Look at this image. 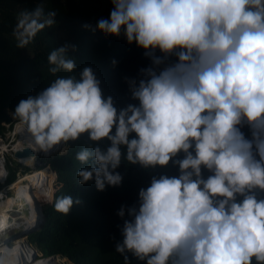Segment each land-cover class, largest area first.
Here are the masks:
<instances>
[{
    "label": "clouds",
    "instance_id": "obj_1",
    "mask_svg": "<svg viewBox=\"0 0 264 264\" xmlns=\"http://www.w3.org/2000/svg\"><path fill=\"white\" fill-rule=\"evenodd\" d=\"M111 3L109 18L94 30L117 37L123 31L129 44L145 50L150 64L139 79L125 78L138 104L118 110L91 67L75 74L68 55L75 45L52 49L47 62L55 79L12 113L32 150L18 159L30 163L84 138L75 153L85 165L76 182L94 181L98 191L121 185L122 160L144 168L171 161L178 177L153 176L137 205H121L116 213L123 240L115 251L125 264H264V198L257 195L264 192V0ZM55 16L43 4L21 8L12 31L16 47L26 48L55 25ZM104 140L107 148L98 143ZM8 176L0 153V184ZM36 188L52 202L46 179ZM25 197L22 188L17 199ZM79 203L63 195L53 208L67 215ZM22 221L13 222L16 230L35 227L38 217L29 209ZM10 227L7 217L0 220V264H32V250L24 238H11Z\"/></svg>",
    "mask_w": 264,
    "mask_h": 264
},
{
    "label": "trees",
    "instance_id": "obj_2",
    "mask_svg": "<svg viewBox=\"0 0 264 264\" xmlns=\"http://www.w3.org/2000/svg\"><path fill=\"white\" fill-rule=\"evenodd\" d=\"M40 4L45 12H56V24L38 33L26 48H17L12 35L17 13L21 8L32 10ZM112 7L111 0H0L1 136L12 128L11 114L18 103L30 95H37L55 79L48 71L47 56L52 49L65 44L75 45V50L68 53L76 63L75 74L78 76L84 67H91L101 81L103 95L112 96L118 110L128 104H138L131 98L125 78H140L139 70L150 64L144 55L145 50L137 47L135 42L129 44L123 31L117 37L94 30L100 19L109 18ZM156 54L160 55L158 51ZM170 60L174 61L175 57ZM242 131L248 134L246 127ZM132 136L134 134L130 138ZM84 143L82 138L73 142L65 152H55L43 159L55 174L52 172V183L48 186L52 195L51 206L44 210L43 228L35 232L38 244L47 254H59L71 264H125L123 256L115 251V244L123 240L120 230L123 220L116 215L117 211L121 205H137L139 190L147 188L153 176L178 177L179 167L170 161L165 167L144 168L122 160L117 169L123 177L121 185L106 186L103 191H98L94 181L83 185L76 182V171L85 165L75 160V153ZM98 143L102 148L110 146L106 140ZM182 158L181 153L174 159ZM7 166V180L10 182L20 165L13 162ZM23 169L26 170L27 166ZM209 174L203 170L205 178ZM63 195H71L80 201L67 215L53 208L55 197ZM257 195L264 198V192L258 191ZM132 264L138 262L133 259Z\"/></svg>",
    "mask_w": 264,
    "mask_h": 264
},
{
    "label": "built area",
    "instance_id": "obj_3",
    "mask_svg": "<svg viewBox=\"0 0 264 264\" xmlns=\"http://www.w3.org/2000/svg\"><path fill=\"white\" fill-rule=\"evenodd\" d=\"M17 127H19V123L18 121H15L13 123L12 128L6 132L5 136L0 135V153L3 154L4 158L7 161V164H12L14 162V164H19L21 166H27L26 170L22 169L21 167H18L14 180L10 182L6 180L3 182V184L0 187V190H4V193H5L3 199H0V220L7 217V222L9 223V225H12V227H10L8 230L10 236H11L12 231H16L13 222L15 221L16 223H22L23 222L22 216L27 217L29 214V209H33L35 211L36 216L38 217V220L40 218H44V209H43V206L40 200L41 197L37 195L38 190L36 188V184L39 179H46L47 185H48V180H49L48 172L54 173V171L51 169L49 164H46L43 161V159L47 158L50 155V153L48 155L39 154L36 157V160L33 161L30 165L22 162L20 159H18L20 157H16L14 155V153L17 150H21L23 148L21 147L19 149L17 148L15 149V146L17 145L18 140L20 138V133L17 132L18 130H16ZM5 148L7 149V151H4ZM36 162L38 163V167L33 168L32 165ZM43 169H47L46 177L45 175L44 177L42 174L40 175ZM8 172H9V169H8ZM26 175L34 176V177L31 180L29 179L25 180L24 176ZM18 180H23L21 181V184L23 183L28 186V188H26L27 197L23 199H17L23 187H20V186L13 187L16 181ZM31 193H32V196H31ZM29 197H30V200L28 199ZM9 199H13V201L10 203L8 201ZM21 205H23V208H21ZM28 234L29 233L20 235V236L11 237V238L13 240L24 238L26 245L32 250V260H33L32 264H39L40 261H44V260H46L44 261L46 262V264H62L61 261L58 260V258L62 257L59 254L42 255L37 249H35V246L31 245L29 241L27 240Z\"/></svg>",
    "mask_w": 264,
    "mask_h": 264
},
{
    "label": "rangeland",
    "instance_id": "obj_4",
    "mask_svg": "<svg viewBox=\"0 0 264 264\" xmlns=\"http://www.w3.org/2000/svg\"><path fill=\"white\" fill-rule=\"evenodd\" d=\"M12 115V114H11ZM13 117V116H12ZM14 122H15V120H14ZM15 138H16V136H15ZM67 149V148H66ZM66 149H64L63 151H60L59 149H56V150H54V151H52V152H50V155L51 154H53V153H55V152H59V153H63V152H65L66 151ZM48 155V154H47ZM40 158H42V157H40ZM19 165V164H18ZM19 167H21L22 169H23V166H19ZM48 174H49V180H48V186L49 185H51V183H52V179H53V175H52V172H48ZM37 194H39V192H37ZM39 197H41V196H39ZM41 203H42V206H43V209L44 210H46L48 207H50L51 206V203L46 199V198H42V200H41ZM47 226V225H46ZM27 240L28 241H30L31 243H35V244H38V241H37V235L35 234V232H31V233H29L28 235H27ZM33 246H35L34 244H32ZM39 245V247L41 248V254L42 255H47V253L45 252V250L43 249V247L40 245V244H38ZM36 247V246H35ZM38 247V246H37ZM38 247V248H39ZM58 260L59 261H61V263L62 264H71V262L67 259V258H65V257H61V258H58ZM44 261H46V260H44Z\"/></svg>",
    "mask_w": 264,
    "mask_h": 264
},
{
    "label": "water",
    "instance_id": "obj_5",
    "mask_svg": "<svg viewBox=\"0 0 264 264\" xmlns=\"http://www.w3.org/2000/svg\"><path fill=\"white\" fill-rule=\"evenodd\" d=\"M31 153V149L28 147H23L21 150H17L14 155L16 157H22L25 156L27 154ZM33 168H37L38 167V163H34L32 165ZM43 224H44V218H40L35 227H29V228H25L24 230L20 231V230H16V231H12L11 233V237H15V236H20V235H24L30 232H36L39 229L43 228Z\"/></svg>",
    "mask_w": 264,
    "mask_h": 264
},
{
    "label": "bare ground",
    "instance_id": "obj_6",
    "mask_svg": "<svg viewBox=\"0 0 264 264\" xmlns=\"http://www.w3.org/2000/svg\"><path fill=\"white\" fill-rule=\"evenodd\" d=\"M16 130H18L17 132H19L20 133V131H19V127H17L16 128ZM21 147H24V145H23V136H22V134L20 133V138H19V140H18V143H17V145L15 146V149L17 148V149H19V148H21ZM32 151V150H31ZM30 155H32V153H29V154H27V155H25V156H22V157H24V158H27L28 156H30ZM38 156V155H37ZM32 162H30V163H26V164H28V165H30ZM45 172H47V169H43L42 171H41V173H40V175L42 174L43 175V177H44V174H45ZM33 177L34 176H24V179L25 180H31V179H33ZM21 181H23V180H18V181H16V183L14 184V186L13 187H23V188H28V186L26 185V184H21ZM30 186V185H29ZM31 196H32V193H31ZM10 203L13 201V199H9L8 200ZM29 243L32 245V244H34L36 247H35V249H37L39 252H41V250H40V248H38L37 247V245L35 244V243H31L30 241H29ZM33 261V260H32Z\"/></svg>",
    "mask_w": 264,
    "mask_h": 264
}]
</instances>
